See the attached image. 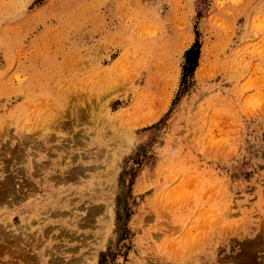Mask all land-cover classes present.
<instances>
[{
  "label": "rangeland",
  "instance_id": "374dc122",
  "mask_svg": "<svg viewBox=\"0 0 264 264\" xmlns=\"http://www.w3.org/2000/svg\"><path fill=\"white\" fill-rule=\"evenodd\" d=\"M0 233V264H264V0H0Z\"/></svg>",
  "mask_w": 264,
  "mask_h": 264
},
{
  "label": "bare ground",
  "instance_id": "6f19581e",
  "mask_svg": "<svg viewBox=\"0 0 264 264\" xmlns=\"http://www.w3.org/2000/svg\"><path fill=\"white\" fill-rule=\"evenodd\" d=\"M72 173H73V172H72ZM6 185H7V183H6ZM2 189H3V188H2ZM15 193H16V192H15ZM97 210H98V209H97ZM98 211H99V210H98ZM95 212H96V211H95ZM65 213H66V212H65ZM91 216H92V215H91ZM9 224H10V223H9ZM10 226H11V225H10ZM8 227H9V226H8ZM27 227H28V226H26V228H27ZM5 228H6V227H5ZM53 228H54V227H53ZM2 229H3V228H2ZM16 229H18V228H16ZM27 229H28V228H27ZM46 229H48V227H47ZM20 230H23V229L20 228ZM20 230H19V231H20ZM49 230H51V229H49ZM20 232L23 233L24 231H20ZM25 232H26V231H25ZM25 232H24V233H25ZM47 232H48V231H47ZM11 233H12V232H11ZM21 233H20V235H21ZM1 234H2V233H0V236L2 237L3 235H1ZM7 234H8V233H7ZM14 234H15V233H13L12 235L14 236ZM18 234H19V232H18ZM66 234H67V233H66ZM61 235H63V234H61ZM17 236H18V235H17ZM44 236H45V235H44ZM73 236H74V235H73ZM15 237H16V235H15ZM64 237H65V236H64ZM2 238H3V237H2ZM12 238H13V237H12ZM3 239H5V237H4ZM20 239H21V238H20ZM27 239H28V238H27ZM0 240H1V238H0ZM16 240H17V239H16ZM21 241H22V239H21ZM24 241H26V239H25ZM24 241H23V242H24ZM27 241H28V240H27ZM0 242L2 243L3 241H0ZM7 242H8V241H7ZM14 242H16V241L14 240ZM18 244H19V243H17L16 245H18ZM24 244L26 245V243H24ZM0 245H1V244H0ZM19 245H20V244H19ZM2 248H3V247H2ZM60 248H61V247H60ZM18 249H19V248H18ZM2 250H3V249H2ZM253 250H254V249H253ZM16 252H17V251H16ZM16 252H15V253H16ZM21 252H23V251H21ZM60 254H61V253H60ZM14 255H15V254H14ZM16 255H17V254H16ZM17 256H18V255H17ZM56 256H57V255H56ZM56 256H55V257H56ZM58 256H59V255H58ZM23 257H24V256H23ZM13 258H14V257H13ZM58 258H59V257H58ZM22 260H23V259H22ZM52 260H54V259H52ZM47 262H48V261H47ZM57 263H58V262H57ZM53 264H54V263H53Z\"/></svg>",
  "mask_w": 264,
  "mask_h": 264
}]
</instances>
